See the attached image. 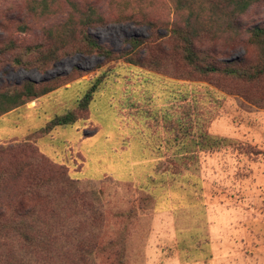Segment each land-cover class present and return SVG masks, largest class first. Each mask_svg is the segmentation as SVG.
<instances>
[{
  "label": "rangeland",
  "instance_id": "374dc122",
  "mask_svg": "<svg viewBox=\"0 0 264 264\" xmlns=\"http://www.w3.org/2000/svg\"><path fill=\"white\" fill-rule=\"evenodd\" d=\"M33 1L42 0H0V47L13 40L18 53L39 44L44 31L61 24L75 2L91 3L103 14L106 22L89 32L114 53L129 51L131 38H152L160 42L155 47L160 54L177 17L173 0L144 2L142 10L157 22L156 31L136 20L142 19L140 0H46L52 13L44 17L29 12ZM127 1L133 7L125 8ZM132 12L138 18L121 20ZM239 21L244 30L264 23V0ZM242 33L225 34L204 46H213L225 60L253 61L256 51ZM136 54L153 55L146 48ZM13 58L12 53L0 54V89L57 77H63L59 82L76 80L0 116V146L19 149L0 153V212L9 214L23 204L22 218L39 225L57 244L50 249L56 254L53 260L46 261L44 251L34 252L36 261L30 263L17 242L0 233V264H112L115 251H104V243L119 232L134 231L133 256L126 264H165L174 254L191 263L215 248L216 242L206 240L218 220L232 217L238 232L246 222L252 234L264 233V107L228 92L234 89L183 80L124 58L108 62L97 54L75 52L43 70L17 65ZM99 76L90 110L80 121L49 134L36 132L55 115L76 109ZM190 120L224 140L201 147ZM40 157L80 182L62 185ZM16 164L19 169H9L12 173L5 176L3 169ZM87 240L97 247L81 260L77 242ZM257 242L252 246L238 239V252L254 250ZM67 249L66 261L60 253Z\"/></svg>",
  "mask_w": 264,
  "mask_h": 264
},
{
  "label": "trees",
  "instance_id": "16d2710c",
  "mask_svg": "<svg viewBox=\"0 0 264 264\" xmlns=\"http://www.w3.org/2000/svg\"><path fill=\"white\" fill-rule=\"evenodd\" d=\"M145 1H138L141 7L140 15L142 19L136 17V14L132 12L127 16L122 14L123 18L121 20H135V18H138L136 20L150 25L156 31L158 29L157 22L151 20L142 10L145 7ZM261 1L173 0L175 15L177 17L168 31L167 48L165 50H158L160 54L155 52V47H158L160 42L151 41L152 38L150 40L131 38L127 40L131 46L129 51L120 54L114 53L108 47L99 43L89 32L90 28L106 22L103 14L91 3L80 6L75 2H71L67 18L61 24L46 29L43 39L39 44L26 46L16 53L18 49L16 41L9 40L0 47V54L12 53L14 55L13 61L17 65L37 67L40 70L52 66L62 56L75 52L97 54L105 57L108 62L124 58L133 65L153 68L164 74L175 75L183 80L205 82L224 90H229V88L234 89V92H228L238 95L253 105L264 107V23L252 25L244 30L239 21L242 15L253 5ZM125 3H128L125 5V8L133 7L129 1ZM28 10L39 17L49 16L52 13L50 4L46 0L40 2L33 1ZM21 28L23 31H26L28 26L23 25ZM244 31L248 35V44L256 51V57L253 61L245 59L225 60L221 58L222 54L216 48L204 46V42H214L225 34L240 37ZM153 43L154 46H151ZM143 48L149 49L152 52L153 55L150 59L141 58L136 54V52ZM106 75V72H104V78ZM102 77L99 76V79L97 78L93 82L91 88L84 96L78 99L76 109L55 115L42 128L36 130V132L39 134H49L58 127L71 126L80 121L82 119L81 114L90 110L94 93L97 91ZM62 79L63 77H57L49 82L41 83L25 81L9 90L7 88L5 90L0 89V116L29 100L39 99L56 91L62 84L64 85L76 80L66 79L65 82H59ZM22 97H25L24 101H22ZM179 121L183 123H179V125L185 124L182 120ZM197 123L193 125L192 120H190L191 127L195 126L198 128L199 145L201 147H207L209 144L212 147L224 140L211 137L207 132H202L201 127ZM4 149L3 146H0V153H3ZM16 149L8 147L5 151L12 153ZM38 160L40 163H46L44 165L47 167L46 169L62 185H64L63 182H80V180L69 177L63 169L58 170L50 166L48 161L44 160V157H40ZM17 167H19L17 164L8 168L4 167V175L11 174L12 172L9 169ZM104 204H108V202ZM12 210V212L6 215L0 212V233L5 238L9 237L11 240L17 242L20 253L23 255L22 258L26 254L29 255L27 258L28 262L32 263L36 261V258H33L35 256L34 252L42 254L45 252L48 257L45 260H53L56 254L52 253L50 249L52 245L57 248L56 241L47 239L42 234L39 225L30 224L22 218L25 214L23 204L15 205ZM134 232H132L133 236L132 233L119 232L104 243V251L106 249L115 251V257L110 253L114 257L112 264L115 263V260L117 261L116 264H126L127 257L133 256L131 236L132 242H134ZM77 243V249L82 251V253H77L82 254L81 260L85 259L83 254L86 252L89 254L97 247L96 243H91L89 240ZM71 247L69 246L68 249ZM68 249L66 252L60 253V258L66 259V261L69 258Z\"/></svg>",
  "mask_w": 264,
  "mask_h": 264
},
{
  "label": "crops",
  "instance_id": "0c3cea01",
  "mask_svg": "<svg viewBox=\"0 0 264 264\" xmlns=\"http://www.w3.org/2000/svg\"><path fill=\"white\" fill-rule=\"evenodd\" d=\"M215 225L214 231L207 233L212 238L206 242L209 241L212 244L216 242V246L212 251L208 250L204 254L203 260L187 263L180 259V254L179 256L174 254L171 259H166L165 264H264V233L252 234L246 222L244 231L238 232L237 223L232 217L227 220H218ZM238 239L244 240L247 245L251 242L253 246L252 241H258V244H255L254 250L251 248L242 255V252H238L237 249Z\"/></svg>",
  "mask_w": 264,
  "mask_h": 264
}]
</instances>
